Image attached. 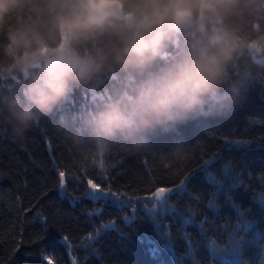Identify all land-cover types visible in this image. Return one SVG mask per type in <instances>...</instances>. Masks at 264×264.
<instances>
[{
  "label": "trees",
  "instance_id": "trees-1",
  "mask_svg": "<svg viewBox=\"0 0 264 264\" xmlns=\"http://www.w3.org/2000/svg\"><path fill=\"white\" fill-rule=\"evenodd\" d=\"M119 1L127 16L98 21L89 0H21L0 22V127L6 133L0 140L6 177L0 207L18 195L23 206L35 204L50 222L46 238L22 247L15 264H46L41 254L53 251L63 254L61 264H77V257L86 264H264V147L258 146L264 145V126L253 122L264 119V0ZM178 10L188 11L190 19L175 20ZM25 33L39 39L26 42ZM63 33L68 52L90 60L91 69L83 78L73 73L51 111L34 110L18 133L14 113L29 103V86L48 67L32 55L55 49ZM224 36L231 40L227 55L218 52ZM203 51L217 53L210 70L166 108H150L151 124L130 134L97 136L86 122L112 104L154 100ZM184 122L175 132L155 134ZM229 134L256 143L250 150L224 151L219 174L206 169L202 181L194 182L207 189L209 200L198 193H190L196 202L166 195V210L155 212L145 201H121L85 217L82 207L91 209L90 201L73 207L59 195L60 170L72 174L67 186L77 195L87 179L147 195L165 186L161 177L178 181L181 170L195 168L201 150H223L220 136ZM33 215H23L31 225L25 239L41 231ZM86 232L94 234L73 246ZM60 235L71 240L66 252L56 242Z\"/></svg>",
  "mask_w": 264,
  "mask_h": 264
},
{
  "label": "snow or ice",
  "instance_id": "snow-or-ice-1",
  "mask_svg": "<svg viewBox=\"0 0 264 264\" xmlns=\"http://www.w3.org/2000/svg\"><path fill=\"white\" fill-rule=\"evenodd\" d=\"M189 122L161 128L155 134L159 135L175 132L181 125L187 124ZM253 122L264 126V119H260L258 121L254 120ZM5 135V130L0 127V140H2ZM220 139L224 143L223 150L219 152H213L211 154L201 150L200 163L195 168L181 170L179 172L181 178L178 181L171 180L167 177H161V183L165 186H155L149 189L147 195H138L137 191L131 188H129L127 191L119 187L114 189L111 182H107L104 186H102L93 179H87L84 191L77 195L76 190H71L67 186V181L73 179L72 174H66V172L63 170L58 171L59 195L62 199H67L73 207H75L77 204H82L84 200L90 201L93 204L91 209L82 207V214L85 217L94 216L95 213L93 212V209L95 208L112 207L114 203H119L121 201H127L129 204H139L142 201L160 199L162 193L169 195L172 199H176L179 196L181 199H191L193 202H196V197L190 195V193H198L201 195L203 200H209L211 199V195L207 189L201 191L195 186V184H199L202 181L205 170L215 169L217 170V174H219L217 165H221L225 161L223 157L224 151L230 152L233 149L250 150L251 146L256 143V138L231 139L230 134L221 135ZM261 139H264V137H261ZM46 143L48 144L49 151L51 152V143L47 140ZM258 146L264 147V145ZM233 163L236 164L235 161H233ZM236 167L238 170L240 165L236 164ZM5 178V174L0 171V183H2ZM24 186L26 190L27 182H25ZM211 187L212 185H207V188ZM13 191H15V189H13ZM10 200L11 203L8 204L6 209L4 207H0V264H15L16 255L20 252L22 247L39 243L46 238L50 223L49 217L45 216L35 204H31L28 207L23 206L18 195H11ZM105 201H108L107 205L104 204ZM4 203L5 192L3 188H0V205H3ZM204 211L207 212L209 210L205 209ZM27 212H34L32 219L33 221H39L41 225V231L36 233L34 238L25 239L23 237L25 228L31 226L30 223L26 224V222L23 220V215ZM203 215L204 212L201 213V216ZM112 223H115V218H112ZM90 234L94 233L86 232L76 237V243L73 244L72 242L73 246L78 245L81 241L86 240ZM61 241L64 243L61 244ZM68 241H71L68 235H60L56 242L61 247H64L66 252ZM40 259L45 261L46 264H61L63 254L53 251L51 254H41ZM77 264H86V262L80 257H77Z\"/></svg>",
  "mask_w": 264,
  "mask_h": 264
},
{
  "label": "clouds",
  "instance_id": "clouds-1",
  "mask_svg": "<svg viewBox=\"0 0 264 264\" xmlns=\"http://www.w3.org/2000/svg\"><path fill=\"white\" fill-rule=\"evenodd\" d=\"M21 3V0H0V22L4 17ZM22 38L27 41L37 40V37H31L28 34H22ZM218 52L227 55L231 51V40L224 36L219 42ZM39 47V44L37 45ZM125 51H129L128 48ZM217 53H208L203 51L200 57L193 59L180 69V79L168 86L166 92L157 93L154 100L145 101L139 99L130 101L127 105L120 103L109 105L106 109L96 113H90L87 123L97 136H113L117 132L132 133L138 127L151 124L152 118L150 108H166L176 97L184 95L189 88L196 87V82L202 73L210 70L209 66L216 59ZM90 60L71 61L65 53L64 59H54L48 67L29 86L26 96L29 103L21 108L14 115L20 123L17 129L22 133L28 122L34 117V110L41 113L51 111L53 104L68 91V78L73 74L83 78L91 69ZM19 101H13L18 104Z\"/></svg>",
  "mask_w": 264,
  "mask_h": 264
},
{
  "label": "rangeland",
  "instance_id": "rangeland-1",
  "mask_svg": "<svg viewBox=\"0 0 264 264\" xmlns=\"http://www.w3.org/2000/svg\"><path fill=\"white\" fill-rule=\"evenodd\" d=\"M96 0H89L90 4L89 7L91 9V6L93 4H95ZM187 19H190V14L188 16ZM186 19V20H187ZM175 20H177L175 18ZM178 21V20H177ZM161 31H158L153 37H152V41H153V47L156 46L157 41L159 40L160 36H161ZM67 39L65 38L64 41H62V44L55 49H48V48H42L40 49L35 55L34 58L35 59H42L46 61V64L49 65L50 62H52L54 59H64L65 58V53H67V58L71 61L73 58L77 59V60H81L79 57H76L72 54H70L68 52V48H67ZM142 43H146V41L142 40ZM136 48L138 50L142 49V45L136 46ZM167 194H161V198L160 199H154L151 201H145L146 205L145 207L147 209H149L150 211H165L166 210V204H165V198H166Z\"/></svg>",
  "mask_w": 264,
  "mask_h": 264
},
{
  "label": "water",
  "instance_id": "water-1",
  "mask_svg": "<svg viewBox=\"0 0 264 264\" xmlns=\"http://www.w3.org/2000/svg\"><path fill=\"white\" fill-rule=\"evenodd\" d=\"M94 19L103 20L108 16H114L117 18L127 16L124 12L121 1L119 0H103L94 4L90 9ZM189 16V12L186 10H179L175 13V18L178 21H185Z\"/></svg>",
  "mask_w": 264,
  "mask_h": 264
},
{
  "label": "bare ground",
  "instance_id": "bare-ground-1",
  "mask_svg": "<svg viewBox=\"0 0 264 264\" xmlns=\"http://www.w3.org/2000/svg\"><path fill=\"white\" fill-rule=\"evenodd\" d=\"M99 1H103V0H96V1H95V4L98 3ZM93 5H94V4H93ZM93 5H92V6H93ZM92 6H91V7H92ZM90 12H91V11H90ZM91 15H92V13H91ZM92 17H93V15H92ZM93 18H94V17H93ZM95 20H96V19H95ZM179 22H185V21H179ZM65 38H66V37H65V33H63V37H62L61 41H64ZM66 39H67V38H66ZM67 40H68V39H67ZM61 44H62V42H61L56 48H58ZM43 48H47V47H43ZM41 49H42V48H41ZM32 56H33V58H34V55H32ZM76 57H77V56H76ZM79 58H80V57H79ZM34 59H35V58H34ZM80 59H81V58H80ZM37 60H40V59H37ZM43 61L46 62L45 60H43Z\"/></svg>",
  "mask_w": 264,
  "mask_h": 264
}]
</instances>
